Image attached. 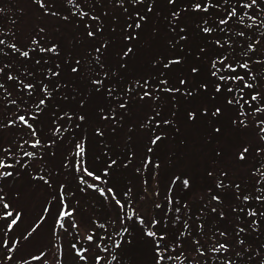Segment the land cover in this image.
Listing matches in <instances>:
<instances>
[{
	"label": "trees",
	"instance_id": "obj_1",
	"mask_svg": "<svg viewBox=\"0 0 264 264\" xmlns=\"http://www.w3.org/2000/svg\"><path fill=\"white\" fill-rule=\"evenodd\" d=\"M12 1L0 0V40L5 42L0 45V135L3 131L11 132L12 128H20L23 133H28V129L35 132L36 127L31 119L37 117L40 109L48 112L51 107H59L63 103L65 105H69L71 102L79 103L83 99L86 103L91 100L90 97L93 95L99 97L97 108L101 106V109L105 110L112 118L116 115L119 117L120 113L130 110L129 103L136 96L148 92L154 96L157 103L156 106H153L154 110L151 114L156 118L152 122L146 120L140 124L148 132V140L140 145L145 144L143 147L145 150L142 154L144 161L140 164L139 171L148 165L152 174L156 171L158 175L162 173L165 161L160 145L166 138L177 142L175 145L177 155H182L189 148L195 157H202L210 148L211 137L207 131H201L198 139H189L187 135L180 133L178 127L180 120H176L174 114L183 99H199L202 103H204L203 100L213 99L212 102H215L205 108L197 105L194 111H190L194 106L191 107L187 111L190 118L189 123H191L189 128L194 129L196 124L204 123L211 128L212 132L226 136L231 127L241 129L246 126L252 134L256 133L261 138L258 122L264 121V111L256 113L254 109L264 105V23H261L264 21V0H257V4L252 8L242 7L238 0H201L199 2L201 8L197 10L201 11L202 18L196 24L191 25L195 30V35L198 36V42L192 43L194 47H190V35L186 27L177 24V28H173L172 23H167L165 30L174 33L168 51L157 53L149 61V74L140 72L131 75L126 73L127 68L121 64L111 67H109L110 63L104 65L98 57L91 54L92 50L88 55L79 58L76 63L70 59L68 62L62 57L59 45L53 43L55 49L50 50L53 46L48 47L44 38L34 31L29 32L31 38L29 43L26 42L24 45L23 39L16 32L18 18L11 14ZM165 1L169 3L165 13L173 11V15H176L182 10L175 2ZM33 2V5L40 6L42 9L48 7L43 0H33ZM68 2L70 5L72 3L73 6H76V9L72 8L71 14L74 13L81 22L90 26L91 29L93 21L95 23L94 30H102L101 25L97 22L100 15L98 16V11L93 10V6L85 9V6H80V0H68ZM245 2H249V0H245ZM149 3L152 4L153 0H148V2L147 0H127V5L124 7L125 16L122 15L117 20L124 28L128 26L127 29L133 32L131 35L140 30L139 27H136L137 22L140 26H144L148 21L149 17L146 21L144 19L142 23L140 22L141 17H144L140 11L142 6H148V10H152ZM195 3L198 4V1ZM119 4L120 2L115 0V6L119 7ZM196 4H194V8ZM232 8H236L238 15L229 17L227 13ZM154 14L159 18L165 16V18H160V22L168 19L166 14L162 15L163 10L158 9V12L154 11ZM251 17H256V20L253 21ZM222 20L227 22L221 23ZM172 21L176 20L172 19ZM205 28L209 31L205 32ZM90 32L93 34L91 30L88 31V34ZM90 41L91 43L94 41L92 35L90 40L82 39L81 44L91 48ZM12 45H15V48ZM41 49H45V51H41ZM25 51L29 53L27 57L22 55V52ZM177 52L180 53L179 56H174ZM199 62H203L205 65L204 74L195 73ZM101 63L106 66V69L107 67L111 69L108 72L104 70L102 79H96V82L100 83H94L95 86L87 83V86L78 89L79 94H75L72 89L68 90L69 84L64 83V75H71L75 82L83 81L85 79H79L81 69L94 66L100 69ZM245 64L246 67H241ZM227 65H231L235 71H231ZM73 69L77 70L73 71ZM186 69H190L193 73H187ZM10 75L13 77L12 79H9ZM140 77L144 79L137 80ZM233 77H243V80L233 79ZM245 83L252 87H244ZM127 84L133 86L126 88ZM24 85H31V88H26ZM218 86L219 90H217ZM254 93L258 94V99L255 101L251 99ZM62 96H71V100L65 101ZM220 97L226 98L225 104L231 107L232 119L221 120L219 115L221 113L215 112L219 109L217 103ZM40 100H44V104H40ZM182 107L188 108V103L183 104ZM165 109L170 113V116L164 118V123L160 117L163 116ZM60 113L71 114L61 111V109ZM21 115L26 117L27 123L19 120ZM47 117L49 123L52 124L54 120L58 119L51 115ZM215 121H217V125ZM240 121H244V123ZM68 123L70 124V122ZM59 125H52L53 135L51 134V140L48 141V147L55 146L63 137V140L70 138L76 141L75 143L80 144L83 148L82 154H76L74 162H77L79 158L84 157V148L86 149L89 144L90 151L87 154L90 165H93L96 170L101 169V173L92 170L84 157L87 170L102 177L101 182L94 179L95 181L91 183L86 180V173L80 163L74 165V162L71 163L66 159V164L67 161L71 163L67 164L70 167L67 175L69 177L70 174H73L72 186L74 189L70 196L66 195V199L69 198V201L63 211L71 212L72 215L61 217L59 226L66 231L70 241L76 246L77 249L74 247L75 254L85 257L83 260L86 264H97L95 259L97 256L105 258L106 264H139L133 254L132 256L128 253L124 256L121 255L122 246L127 244L126 249H132L139 245L138 237L148 239L151 245L150 253L155 251L150 264H264V139H260V142H256L255 145L244 146L238 152L237 158L241 159L240 153L246 148L247 152L244 153L242 160L248 159L244 169L238 174L223 166L225 159L221 162L223 169L215 174L218 176L216 180L210 178L211 174H214L211 170L202 171L199 179L204 182L208 175L209 188L207 191L209 194L208 198L199 205L195 203L193 208L186 200L181 199L188 188L189 179L180 167L174 176L177 181L176 191L172 192L169 197L166 195L162 197L155 208L157 213L155 223L150 229L153 235L143 234L142 236L140 235L142 230L133 220L132 205L135 197L132 196L130 190H126L124 178L117 175L121 172L127 173V167L134 163L132 148L127 145L112 150L107 161L101 166L98 162L101 157L108 155V150H110L108 142L113 139L110 135L113 133L112 131L98 128L95 132L98 138L88 143L84 134L78 133L83 128L91 127L86 117L78 131L73 130L71 125V128ZM113 125L118 133L122 129L120 127L124 126L117 118ZM69 129L73 130V133ZM29 135L27 138L21 135L19 139H14L11 143L15 144L17 141L24 140L26 144ZM156 136L161 138L153 144L152 140ZM48 147L47 149H50ZM6 153L9 156L8 152ZM24 153L25 151L22 150L20 155H24ZM98 153H103V155H97ZM213 154L222 155L223 149L220 148L217 153L213 152ZM13 158L11 152V158L9 157L5 163L17 160ZM95 160L96 163H94ZM18 164L25 165L24 159ZM142 171L146 176L148 169ZM178 172H181L179 174L182 175L178 176ZM34 176L36 178L45 177L43 173L34 174ZM1 178L3 180L7 177L2 176ZM144 179L146 181L145 177ZM185 181H188L187 186ZM68 182L60 184V187L63 186L60 196L68 186H71V177ZM1 183L0 181V195L4 193ZM101 183H105L106 188L112 189V194L119 193L122 224L109 215V209L105 205L106 192L102 195L98 190L102 189ZM74 193L79 196L75 197V200ZM3 197L5 200L2 203L9 204L6 194ZM246 197L247 199H245ZM257 197L261 199H257ZM212 202L221 206H210ZM2 203H0L1 208H3ZM73 203V206L69 205ZM202 203H206L210 207L202 206ZM186 207L191 208L190 211L185 212ZM195 209L197 218L192 223L190 220H192ZM75 214L82 217L87 225H92L81 242V246H78L80 236L77 235H80L81 232L75 221ZM209 214L218 218V221H222L221 230L215 228V231L205 232L209 226L207 221ZM14 218V216L8 218V221ZM226 227L229 228L225 230ZM89 236H92L93 239H87ZM116 241L120 242L119 248L114 247ZM221 245L225 247H220ZM105 248L107 251H104ZM86 253L92 255L90 262L87 261ZM113 256L116 257L115 260H112ZM60 260L61 258L57 260V263ZM33 263L34 260L31 258L26 262V264ZM101 264H103L102 261Z\"/></svg>",
	"mask_w": 264,
	"mask_h": 264
},
{
	"label": "rangeland",
	"instance_id": "obj_2",
	"mask_svg": "<svg viewBox=\"0 0 264 264\" xmlns=\"http://www.w3.org/2000/svg\"><path fill=\"white\" fill-rule=\"evenodd\" d=\"M116 1L120 2L119 7L115 6V0H80L81 7L85 6L86 9L93 6V10L98 11V16H100L97 22L101 25L102 30H94L95 23L93 21L91 22V29L90 26L81 22L74 13L71 14L72 8L76 9V6H73L72 3L70 5L68 0H43V2L48 5L47 9H42L40 6L33 5V0H13L11 14L15 18H18L16 32L23 39L22 43L24 45L26 42L29 43L31 38L29 32L34 31L44 38L45 42L48 43V47L53 46V43H55L54 45H59L60 51L63 54L62 57L67 59L68 62L70 59L73 63H76L79 58L88 55L90 50H92L91 54L93 53L94 56L98 57L104 65L105 63L106 65L110 63L109 67H111L121 64L124 68H127L126 73L130 75L140 72L149 74V61H151L157 53H166L168 51L171 44L170 40H173L174 33H169L165 30L167 23H172L173 28H177V24L187 28L191 40L190 47H194L192 43L198 42V36L195 35V30L192 29L191 25L196 24V22L200 21V18H202L201 11L194 8L195 2L198 1L199 3L201 0H174L175 4L182 9L176 15H173V11L165 13L168 10V1L153 0L152 4L149 3L152 10H148V6H142L140 12L143 13L144 17L140 22L142 23L144 19V21H146L147 17H149V19L145 25H141L138 28L140 30L138 32L136 31L133 35H131L133 32L127 29L128 26L124 28L120 24V21L117 20V18L122 15L125 16L124 7L127 5V0ZM128 2L130 3V1ZM158 9L163 10L162 15L166 14L168 17L164 22H160V18H165V16L159 18L154 14V11L158 12ZM172 19L176 21L174 22ZM90 30L93 32L92 36L94 41L92 43L90 41L91 48H88L81 43L82 39H91V36L88 34ZM129 49H131V51H129ZM193 49L196 51L195 48ZM179 52L175 53L174 56H179ZM103 64L102 67H100L102 70L95 66L92 68L83 67L79 76L80 80L85 79L83 81L77 80V82H75L72 80L73 78L71 75H64L63 81L66 85L69 84L67 87L68 90L72 89L75 94H79V90L87 86V83H91L92 86H95L96 84H94V82H96V79L103 78L104 70L108 72V70L111 69L108 67L106 69V66H103ZM186 71L189 74L190 72L193 73L190 69H186ZM204 71V63L199 62L195 73L204 74ZM141 79L144 78L140 77L137 80ZM128 86L133 85L127 84L125 87L127 88ZM94 96L95 95L90 97L91 100L86 103L83 99L79 101V103L71 102L69 105L63 103L64 105L61 104L59 107H51L48 112L40 109L37 117L31 119V122H33L36 127L35 136L32 135L33 132L29 129L28 133H23L20 128H12L9 133H7V131L1 133L0 157L5 161L8 160L9 156L5 149H10L14 156L13 159L17 160L6 163L12 164L14 167L0 169V171L12 172V175L6 176V179L1 180L2 178L0 177V181L2 182L1 187L6 194V200L10 204L9 209H3L0 206V213L2 212L0 216V237L8 240L7 247H5L2 240H0V264H26L30 258L34 260L33 264H86L82 259L83 255L75 254L74 245L70 241L68 234L64 229H61L59 223H57V220H61L59 212L64 210V207L68 205L67 201H69V198L66 199V195L69 194L68 196H70V193L74 189L72 186L73 174L69 176L71 177V186H68L65 192H63V205L59 199L60 192L63 191L61 190L60 184L69 183L67 171L70 167H68L67 164L74 162L76 154L79 155L80 149L76 147L78 145L75 143L76 141L70 138L63 140L64 137L56 145L54 144L55 146L48 147V141L51 140V134L53 135L52 125H59V123L60 127H70L71 125L73 130L78 131V128H80L83 123L84 117H86L91 127L87 129L83 128V130L78 131V133L81 135L84 134L83 136L88 139V143L98 138L95 134L98 128L104 131L107 129L108 131H112L113 133L110 135H112L113 139L108 142L110 149L108 150V155L101 157L100 162H98L101 166L107 161V157L112 150L127 145L132 148L134 151L132 157L134 163L127 167V173L121 172L120 174L117 173V175L124 178L126 190H130L132 196L135 197V201L132 205L133 220L139 229L142 230V232L140 231V235L142 236L143 234L150 233V229L154 226L157 214L155 208L158 206L157 203L160 199L165 195L169 197L172 192L176 191L177 181L174 176L180 167H182L189 179L188 188L181 199L186 200V202L192 206L191 208H193L195 203L199 205L203 200L208 198L209 194L207 191V188H209L208 175H206L204 182L199 179L202 171L204 172L205 169H207V171L211 170L214 173L210 176L212 180L217 179L218 176L215 174H218V172L223 169V166L231 172L238 174L244 169V165L248 160L238 159V152L242 147L255 145L256 142H260L261 139L256 133L252 134L246 126H243L245 128L241 129L233 126L229 129V133L226 136H221L216 132H212L211 128L207 127L204 123L196 124L194 129L189 128L191 123H189L190 118L187 115V111L193 106L194 108L190 111H194L197 105L205 108L215 102H212L213 99L203 100L204 103L199 101V99H183L180 101V107L176 109V114H174V118L180 120V125H178L180 133L182 135H187L189 139H198L201 131H207L211 137L210 148L202 157H195L189 148L188 151H185L182 155H177L175 152V145L177 142L171 138H166L160 145L162 149L161 153L165 161L162 173L158 175L156 171L152 174L148 165L146 168L143 167L139 171L138 168L144 161L142 154L145 150L143 148L145 144L143 146L140 145L148 140V132L140 124L144 123L146 120L152 122L156 118L155 116H151L154 110L153 106L157 105L154 96L145 94L136 96L131 103L128 102V108H130V110L120 113L119 117L116 115L114 118L108 115L105 110H102L101 106L97 108L99 97ZM62 98L65 99V101L71 100V96H62ZM226 102V98L220 97L218 99L217 106L221 113L219 114L221 120L232 119L231 107L225 104ZM185 103H188V108L184 109L182 105ZM60 109L61 111L71 114L66 115V113H60ZM166 109L163 111V116L160 117V120L164 123V118L170 116V113H168ZM48 115L56 116L58 119L54 120L53 124L49 123ZM116 118L124 125L120 127L122 129L119 133L113 125ZM68 122H70V124ZM215 124L217 125V121H215ZM213 128L215 129V127ZM73 130L69 129L72 133ZM21 135L26 136V138L29 135V138L26 139V144L24 140L17 141L15 144L11 143L14 139H19ZM37 139L40 143L34 148L31 144ZM19 146L20 148L18 149ZM89 146L88 144V147L86 149L84 148V157L92 170L101 173V169L96 170L93 165H90V159L87 154L90 151ZM47 147L50 149H47ZM220 148L223 149V154L214 155L213 152L217 153V150ZM22 150L25 152H33L35 156L27 157L20 155ZM97 155L102 156L103 153H98ZM84 157L79 158V161L74 162V165L80 163L82 168H87ZM22 159H24L25 165L17 163V161L20 162ZM66 159L71 163L67 161L66 164ZM224 159L225 162L222 166L221 162ZM96 162L95 160L94 163ZM144 169H148L146 176L143 175L142 170ZM42 173L45 175V177H43L44 179L40 178L42 176L38 178L34 176V174ZM179 173L181 172H178V176L182 175ZM85 178L91 183L95 181L93 177L87 175ZM45 180H47L48 183H45ZM101 185L100 187L106 192L107 201L105 199V205L109 209V215L115 218L119 224H122L121 204L118 205L116 203L120 198L119 193H116L118 196L116 194L107 193L108 188H106L107 186L105 183H101ZM4 193L1 195L4 196ZM73 196L74 200L75 197H79L77 193H74ZM69 205L73 206L74 203ZM202 206L207 205L206 203H202ZM210 206L218 207L221 205L212 202ZM210 206L208 205L207 207L209 208ZM45 208H48L49 211L45 212ZM191 208L186 207L184 211L188 212ZM8 211L20 212L22 214L18 223L14 225L12 229H8L7 227V224L11 222V219L8 221L9 217L5 216V213ZM196 212L197 210L195 209L193 211L192 220H190L192 223L197 218ZM41 217H43V220ZM74 218L81 232L80 235H77L80 236L78 246H81V242L85 239L87 231L92 225H87V222L78 214H75ZM207 221L210 227L208 226L205 232L207 231L209 233L210 230L215 231V228L219 230L222 229V221H218V218L209 214ZM228 228L229 227H226L225 230ZM137 243L139 245L132 249H126L127 244L122 246L121 255L124 256L128 253L132 256L133 254V256L137 258L139 264H150L155 255V251L150 253L151 245L149 240L138 237ZM152 243H154V241H152ZM9 249H11V251H9ZM75 249H77L76 246ZM90 253L85 254L88 262L92 260V253ZM7 257H11V259L9 260ZM34 257L36 259H34ZM59 258H61V260L57 263ZM106 261L105 258H102L103 264H106Z\"/></svg>",
	"mask_w": 264,
	"mask_h": 264
},
{
	"label": "snow or ice",
	"instance_id": "obj_3",
	"mask_svg": "<svg viewBox=\"0 0 264 264\" xmlns=\"http://www.w3.org/2000/svg\"><path fill=\"white\" fill-rule=\"evenodd\" d=\"M170 2H174V0H170ZM238 2H239V3L241 4V6L244 7V8H252L253 6H255V5L257 4V0H249V2H245V0H238ZM195 8H196V9H200V8H201V4H199V3L196 4V5H195ZM205 10H206V9H205ZM236 15H238L236 8H232L231 11H229V12L227 13V16H229V17L236 16ZM141 19H143V17H141ZM251 19H252L253 21H255V20H256V17H251ZM226 22H227L226 20H222V21H221V23H226ZM261 23H264V21H262ZM136 27H137V28L140 27L139 22H137ZM41 31H42V30H41ZM204 31L207 32V31H209V29L205 28ZM89 35L91 36V35H93V34L90 32ZM33 42L35 43L36 41H33ZM4 43H5V42H4L3 40H0V45H2V44H4ZM12 47L15 48V45H12ZM54 49H55V46H53V48L50 49V50H54ZM41 51H45V49H41ZM129 51H131V49H129ZM126 54H127V53H126ZM22 55L25 56V57H27V56L29 55V53H28L27 51H25V52H22ZM175 62H178V61H175ZM246 66H247L246 64H245V65H241V67H246ZM227 67H228L231 71H235V69H233L231 65H227ZM76 70H77V69H73V71H76ZM213 75H215V73H213ZM12 78H13V77H11V75H10V76H9V79H12ZM233 79L243 80V77H233ZM94 83H100V82H94ZM181 83H183V81H181ZM24 87H26V88H31V85H24ZM244 87H246V88H251L252 85H250V84H248V83H245V84H244ZM217 90H219V86H218ZM229 91H232V89H229ZM144 94H145V95H150V93H148V92H145ZM251 99H252L253 101L257 100V99H258V94H255V93H254V94L252 95ZM229 102L231 103L232 101H229ZM39 103H40V104H44V100H40ZM121 107H123V105H121ZM261 111H264V105H262L261 107H258V108H256V109H254V112H256V113H259V112H261ZM217 112H219V109H217ZM81 119H82V117H81ZM19 120H20L21 122L27 123L26 117L23 116V115L19 116ZM240 122H241V123H244V121H240ZM9 123L11 124L12 122L10 121ZM166 123H167V122H166ZM258 127H259V131H260V134H261V139H264V121H259V122H258ZM58 131H59V130H58ZM217 131H218V130H217ZM32 135L35 136L36 133L33 131ZM160 138H161V137L156 136V137L152 140V143L155 144ZM39 143H40V141L37 139V140L34 141V143L31 144V146L35 148L36 146L39 145ZM76 147H77L78 149H80V152H79L78 154H82V153H83V148H82V146L78 144ZM5 151L8 152L9 157L11 158V151H10V149H5ZM258 151H259V149H258ZM245 152H247V149H246V148L243 150V152L240 153V158H241V159H244V153H245ZM24 156H27V157H34V156H35V153H33V152H25V153H24ZM17 163H19V161H17ZM12 167H14V165H12V164H6V163H5V160H4L2 157H0V169H4V168H12ZM83 170H84V172L86 173L87 176H89V177H93L97 182H101V181H102V177H101V176L95 175L93 172L88 171L87 168H84ZM11 175H12V172H4V171H0V177H2V176H11ZM40 178H41V179H44L43 177H40ZM45 183H48V181L45 180ZM187 184H188V181H185V185H186V186H187ZM89 186H90V187H95V186H93V185H89ZM62 187H63V186H61V188H62ZM98 190L101 192L102 195L105 194V190H104V189H98ZM111 192H112V189H107V193H111ZM214 199H216V198L214 197ZM245 199H247V197H246ZM257 199H261V198H260V197H257ZM4 200H5V198H4L2 195H0V203H2ZM60 200H61V204L63 205V203H64V197H63V194H61V196H60ZM116 203L119 205V204H120V201L117 200ZM2 207H3V209H9V208H10V204H8V203H2ZM44 211L47 212V211H49V209H48V208H45ZM21 215H22V214H21L20 212H13V211H8V212L5 213V216H6V217H9V218L15 216V219H11V222L7 224L8 229H12L13 226L16 225V224L18 223L19 219L21 218ZM68 215H72V213H71V212H66V211H63V210H61V211L59 212V216H60V217H64V216H68ZM41 219L43 220V217H41ZM57 223H60V221L57 220ZM74 226H75V225H74ZM148 235L151 236V235H153V233L150 232V233H148ZM87 239L92 240L93 237H92V236H89V237H87ZM0 240H2L3 245H4L5 247L8 246V240H7V239H4L3 237H0ZM73 247H75V245H74ZM114 247L119 248V247H120V242H119V241H116L115 244H114ZM220 247H225V246L221 245ZM9 251H11V249H9ZM82 251H86V250H82ZM104 251H107V248H105ZM84 258H85V257H82V259H84ZM7 259L10 260L11 257H7ZM34 259H36V258L34 257ZM95 259H96V261H97V264H101L102 257L97 256ZM115 259H116V257L113 256V257H112V260H115Z\"/></svg>",
	"mask_w": 264,
	"mask_h": 264
}]
</instances>
